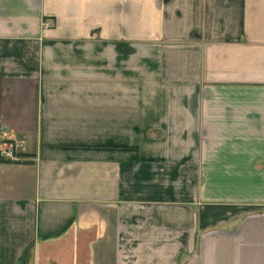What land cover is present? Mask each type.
<instances>
[{
    "label": "crops",
    "instance_id": "obj_1",
    "mask_svg": "<svg viewBox=\"0 0 264 264\" xmlns=\"http://www.w3.org/2000/svg\"><path fill=\"white\" fill-rule=\"evenodd\" d=\"M6 146L0 264H264V0H0Z\"/></svg>",
    "mask_w": 264,
    "mask_h": 264
},
{
    "label": "built area",
    "instance_id": "obj_2",
    "mask_svg": "<svg viewBox=\"0 0 264 264\" xmlns=\"http://www.w3.org/2000/svg\"><path fill=\"white\" fill-rule=\"evenodd\" d=\"M45 27L47 28L48 26ZM0 154L5 159H10L12 161H15L17 159L15 148L12 146H6Z\"/></svg>",
    "mask_w": 264,
    "mask_h": 264
}]
</instances>
